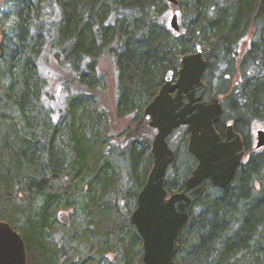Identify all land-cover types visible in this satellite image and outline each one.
<instances>
[{
	"label": "trees",
	"instance_id": "16d2710c",
	"mask_svg": "<svg viewBox=\"0 0 264 264\" xmlns=\"http://www.w3.org/2000/svg\"><path fill=\"white\" fill-rule=\"evenodd\" d=\"M178 1L40 0L19 10L14 42H0V221L17 231L16 218L24 219L28 264H144L130 220L153 165L156 130L143 113L198 47L206 99L224 110L217 130L224 137L233 124L247 157L227 189L206 184L176 262L264 264V148L245 134L264 129V0ZM56 88L65 95L60 109ZM177 132L187 150L186 127ZM186 157L182 182L171 176L176 155L168 170L171 193L197 166ZM77 198L85 219L62 222L61 233L56 226L75 214ZM72 245L92 256L73 261Z\"/></svg>",
	"mask_w": 264,
	"mask_h": 264
},
{
	"label": "water",
	"instance_id": "95a60500",
	"mask_svg": "<svg viewBox=\"0 0 264 264\" xmlns=\"http://www.w3.org/2000/svg\"><path fill=\"white\" fill-rule=\"evenodd\" d=\"M177 6L178 0H166ZM179 32V12L171 20ZM177 72L166 75L164 85L144 109V119L157 133L152 142L153 165L138 195L131 215L144 245V264H178L180 240L208 182L227 189L244 164L247 147L243 136L228 124L224 137L218 132L224 110L219 99H206L208 86L203 77L207 69L201 47L180 58ZM186 127L187 150L197 166L182 191L170 194L167 173L175 160L168 139ZM264 148V129L256 132V150ZM0 264H28L24 239L9 223L0 221Z\"/></svg>",
	"mask_w": 264,
	"mask_h": 264
},
{
	"label": "rangeland",
	"instance_id": "374dc122",
	"mask_svg": "<svg viewBox=\"0 0 264 264\" xmlns=\"http://www.w3.org/2000/svg\"><path fill=\"white\" fill-rule=\"evenodd\" d=\"M27 3H33L35 6L40 8L44 3H40V0H0V42H6V44L13 43L16 37V31L15 26L18 23V12L21 9V7H24ZM42 13V12H41ZM40 13V14H41ZM0 70H3V63L0 61ZM110 88V87H109ZM109 99H113V95L111 94V91L108 94ZM55 99H56V108H63V100L65 99L64 92L61 88H56L55 93ZM110 100V101H111ZM260 129H263V127L255 126L251 130L245 131V134L248 135V139L251 142V146L255 148L256 146V132ZM117 135H121L120 129L117 130ZM155 136V135H154ZM184 134L182 132L174 133L171 138L169 139V143L171 146L172 151L175 153L177 159L175 162V169L172 170L171 176L174 177L176 173H179V181H183V175L187 168L191 165L189 159L186 157V145L184 142ZM192 160V159H191ZM189 161V164L188 162ZM124 165V161H122L121 166ZM186 179V178H185ZM184 179V180H185ZM75 205L76 212L73 216L67 219V215L61 216V222L57 224L56 228L59 232L65 231V225L62 223L64 221L68 222L69 225V219L70 226L72 223V226H80L84 219L85 214L83 211V205H82V198H77ZM63 212V211H62ZM61 212V213H62ZM15 227L19 233H21V230L25 228V223L23 218H16ZM71 259L73 261L79 260L84 261L87 260L92 255L88 251V247L81 245H72L69 246ZM108 264V263H105ZM116 264H120L117 262Z\"/></svg>",
	"mask_w": 264,
	"mask_h": 264
},
{
	"label": "flooded vegetation",
	"instance_id": "af4514ba",
	"mask_svg": "<svg viewBox=\"0 0 264 264\" xmlns=\"http://www.w3.org/2000/svg\"><path fill=\"white\" fill-rule=\"evenodd\" d=\"M242 135V134H241ZM243 136V135H242ZM243 138H244V136H243ZM245 140V139H244ZM245 144H246V141H245ZM246 147H247V145H246ZM247 157V156H246ZM170 192V191H169ZM174 193H177V192H173V193H171L170 192V194H174Z\"/></svg>",
	"mask_w": 264,
	"mask_h": 264
},
{
	"label": "bare ground",
	"instance_id": "6f19581e",
	"mask_svg": "<svg viewBox=\"0 0 264 264\" xmlns=\"http://www.w3.org/2000/svg\"><path fill=\"white\" fill-rule=\"evenodd\" d=\"M203 80H204V77H203ZM205 82V81H204ZM208 86V85H207Z\"/></svg>",
	"mask_w": 264,
	"mask_h": 264
}]
</instances>
